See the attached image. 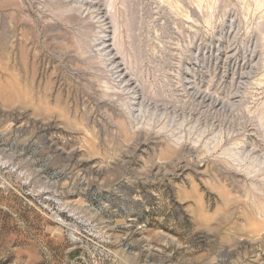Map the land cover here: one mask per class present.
<instances>
[{
  "label": "rangeland",
  "instance_id": "rangeland-1",
  "mask_svg": "<svg viewBox=\"0 0 264 264\" xmlns=\"http://www.w3.org/2000/svg\"><path fill=\"white\" fill-rule=\"evenodd\" d=\"M0 264H264V0H0Z\"/></svg>",
  "mask_w": 264,
  "mask_h": 264
},
{
  "label": "bare ground",
  "instance_id": "bare-ground-1",
  "mask_svg": "<svg viewBox=\"0 0 264 264\" xmlns=\"http://www.w3.org/2000/svg\"><path fill=\"white\" fill-rule=\"evenodd\" d=\"M31 38V37H30ZM6 44V43H5ZM34 44H36V43H34ZM17 46H19V45H17ZM36 46V45H35ZM37 48V47H36ZM40 49V48H39ZM44 49V48H43ZM37 51H39V50H37ZM13 52H15V51H13ZM29 52V51H28ZM8 53V52H7ZM32 53V52H31ZM36 53V52H35ZM11 54V53H10ZM15 54V53H14ZM39 55V54H38ZM16 56V55H15ZM14 56V57H15Z\"/></svg>",
  "mask_w": 264,
  "mask_h": 264
}]
</instances>
